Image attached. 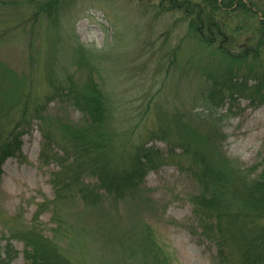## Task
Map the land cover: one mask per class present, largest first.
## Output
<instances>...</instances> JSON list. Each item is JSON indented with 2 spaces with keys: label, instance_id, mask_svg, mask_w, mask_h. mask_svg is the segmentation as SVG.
Wrapping results in <instances>:
<instances>
[{
  "label": "rangeland",
  "instance_id": "rangeland-1",
  "mask_svg": "<svg viewBox=\"0 0 264 264\" xmlns=\"http://www.w3.org/2000/svg\"><path fill=\"white\" fill-rule=\"evenodd\" d=\"M158 1L70 0L55 25L42 18L33 26L0 5V141L19 134V149L0 165V242L12 244L0 264H27L25 241L37 240L60 264H250V240L263 246L264 214L207 198L201 158L169 140L179 141L176 111L206 105L202 85L214 71L226 96L215 112L219 127L190 114L185 122L202 133V151L216 156L211 162L229 184L264 167V0H216L227 5L213 12L221 34L206 42L207 32L188 27L182 8L159 9ZM76 40L84 52L72 60ZM221 43L250 53L209 65L208 53L223 52ZM99 50L91 76L111 106L97 124L103 140L93 142L88 114L76 103L79 86L67 85L85 80L90 72L78 61ZM54 59L58 84L49 82ZM153 92V105L144 106ZM163 113L168 127L159 126ZM141 143L155 152L154 163L135 173L132 154Z\"/></svg>",
  "mask_w": 264,
  "mask_h": 264
},
{
  "label": "trees",
  "instance_id": "trees-1",
  "mask_svg": "<svg viewBox=\"0 0 264 264\" xmlns=\"http://www.w3.org/2000/svg\"><path fill=\"white\" fill-rule=\"evenodd\" d=\"M70 0H0V5L9 7L13 9L14 11L21 12L20 18H22L21 23L25 26L27 24L29 25H37L39 23V19L46 20L49 24L55 25L58 19V12L62 8H67V4ZM227 6L224 2L223 4H218L216 0H204L203 2H197L193 3L188 0H159L158 3H156V7L159 9L164 10H173V9H183L185 12L186 17H190L188 22V27H192V29L195 31H203L207 32V35L200 36V39L202 41H211L213 37H220V31H221V22H218L214 19V10L218 9L220 6ZM243 6L240 1L238 2V6ZM262 24H264V19L261 20ZM214 35V36H213ZM261 40L263 42L264 39V26L261 32ZM58 36V35H57ZM59 39V36H58ZM221 39V38H220ZM264 43V42H263ZM262 44V43H261ZM83 45L77 42L75 45V51L72 50L70 55H68V58H71L72 60L77 59L78 55L84 52ZM220 47V46H218ZM221 47H223V52L215 53L214 51H211L207 55L208 64L212 65L216 63L215 61H224L227 64L235 63L237 61H243L246 59L250 51H241L239 54H235L233 51L226 49L225 45L221 43ZM61 48V47H60ZM258 51V49H255ZM254 50V52H256ZM62 48L60 50V53L62 52ZM100 51L95 52V57L91 59L84 60L83 58L81 60H77L80 65L83 63L87 67V71L90 73L87 74L84 81L74 82L73 79H70V82L67 86L75 87L79 86L78 94L76 103L79 102L80 104L84 105L85 113L88 114L89 117V128H91L93 131H88L87 134L92 135L93 138H90L93 142H101L103 140V137L101 136L99 132V128L97 127V124L104 118L105 116V110H103V106H111V103H109L110 98L108 97V105L107 102H105L104 94L103 92L97 87L96 83L93 82L91 72L100 69V65L97 66L96 60L100 56ZM59 52V49H58ZM64 52V51H63ZM62 52V53H63ZM169 55H173L175 53V48H171L168 52ZM235 54V55H234ZM57 55V50L54 53V56ZM53 65L50 66V78L49 82L51 84H58L60 82V78H58L60 75H58L59 71L56 70L57 67H60L61 65L58 64L57 59H54ZM102 65V64H101ZM227 71L229 69H226ZM58 73V74H57ZM224 75H226L225 72H223ZM232 77V76H231ZM208 78L206 80V83L202 86H207V90L204 93H201L200 95H203L206 99V105L202 106L200 110H194L192 111L193 107H190L185 115V112H178L176 111V114L180 115L181 122L178 119V124H176L177 131L175 130V133H178L179 141L175 140H169L171 142V146L175 148V146H179L182 148V152L185 154L193 155L194 159H198V157L202 160V170H203V179H204V187L203 189H210L203 192L204 195L209 199H224L228 198L232 203H243L246 204L248 207L252 208L253 210L260 212L264 214V167L261 168L258 175L254 178L249 177H242L238 176V179L236 181L237 185H231L229 184L224 177L220 173L219 167H216L213 162H211V158H215L216 156H210L209 154L205 153L203 149V136L202 133H198L195 129L196 127L191 126L189 122H185V117L187 115H193L195 117H191L193 120H195L197 123H210L213 126V130H217L214 128L219 127L218 124V118L219 116H215V112L221 108L220 104L225 99V95L222 91V88L215 87L214 83L218 80L219 76L215 74L214 71H209ZM221 78H224L221 75ZM229 81V79H227ZM235 83V82H233ZM239 83H236L233 85L236 87ZM86 92V93H85ZM235 93H230L228 96L233 97ZM156 96L155 92H153L152 95H150V99L147 101V103L144 106H151L153 105L152 99ZM102 97V99H101ZM235 98V97H233ZM160 100V99H159ZM158 100V101H159ZM75 101V100H74ZM157 101L159 106L161 105ZM157 105V106H158ZM176 108H179L178 106ZM182 110V109H180ZM160 127H163L166 121V118L169 116L167 114H160ZM165 116V117H164ZM43 116H40L42 119ZM217 120V121H216ZM164 122V124H163ZM166 125V124H165ZM96 127V128H95ZM166 127H168L166 125ZM90 129V130H91ZM170 128L167 130L169 131ZM61 130L68 132L67 127L64 126L61 128ZM166 129L159 128L158 132L161 133H167L169 132ZM76 133V132H75ZM113 137L115 135V130L112 129V133H110ZM160 134V133H159ZM214 134V132H213ZM209 135V139L212 138V135ZM85 135V134H83ZM82 135V136H83ZM164 135V134H162ZM81 136V138H82ZM13 137V136H11ZM111 137V140H112ZM200 137L201 140H200ZM47 138V135L45 134V139ZM83 139V138H82ZM93 139V140H92ZM168 140L169 138H165ZM168 141V142H169ZM169 142V143H170ZM138 144L135 147V152L132 154V159L135 160L134 163H136L134 167V172L138 173L140 167L145 166L144 164L146 162L148 163H154V157L155 152L152 151L151 147H146L144 145ZM216 150L219 149V147H214ZM19 149V134L14 136L10 141H7L6 139L0 141V165L4 161V159L12 154L15 153L16 150ZM201 150V153L197 156V151ZM88 164H92V162L97 163L96 160L94 161H87ZM98 164V163H97ZM91 166V165H90ZM102 172H100L101 179L103 178V175L105 174L106 167L105 165H101ZM107 166V164H106ZM92 167V166H91ZM144 170V169H142ZM141 170V171H142ZM1 172V171H0ZM143 172V171H142ZM99 177V175H98ZM202 178V177H201ZM240 178V179H239ZM124 188V187H123ZM241 228L240 224L238 225L239 229ZM238 232V231H237ZM217 233L223 234V232H220L219 230ZM236 238H238V233L235 234ZM216 239V238H215ZM218 239V238H217ZM26 249L24 252V256L27 259V264H43L42 258H44L45 262L49 261L50 264H60L58 261L59 258H56L55 250L50 248L49 246H46L45 243L42 241H35V242H28L25 241ZM250 250L245 249L247 253H245V261H248L250 264L253 261L260 262L262 259H264V244L263 246L257 247V244L259 241H257L255 238L250 240ZM248 243V244H249ZM31 244V245H30ZM11 242H5L4 244H1L0 242V256L3 255L4 260L7 259L10 255V249H11ZM39 254L40 256L36 255ZM39 261L41 263H39ZM48 263V264H49ZM45 264V263H44Z\"/></svg>",
  "mask_w": 264,
  "mask_h": 264
}]
</instances>
